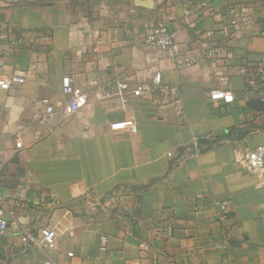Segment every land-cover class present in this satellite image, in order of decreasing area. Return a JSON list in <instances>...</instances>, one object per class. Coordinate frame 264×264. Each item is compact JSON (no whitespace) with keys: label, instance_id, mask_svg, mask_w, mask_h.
Instances as JSON below:
<instances>
[{"label":"crops","instance_id":"0c3cea01","mask_svg":"<svg viewBox=\"0 0 264 264\" xmlns=\"http://www.w3.org/2000/svg\"><path fill=\"white\" fill-rule=\"evenodd\" d=\"M72 1L0 0V68L26 78L0 88V264H264V170L236 162L264 146L250 79L264 68V0ZM159 19L179 58L144 43ZM156 71L173 93L125 109L102 99L119 80L148 87ZM65 74L89 95L78 111ZM213 89L235 100L213 101ZM43 226L55 249L23 241L22 227Z\"/></svg>","mask_w":264,"mask_h":264},{"label":"built area","instance_id":"2783aa9c","mask_svg":"<svg viewBox=\"0 0 264 264\" xmlns=\"http://www.w3.org/2000/svg\"><path fill=\"white\" fill-rule=\"evenodd\" d=\"M44 2H52V0H41ZM204 1L202 4H205ZM188 14L191 10L187 11ZM214 31H208L206 37L208 38L207 54L209 57L219 56V52L215 49L212 42ZM144 43L150 47L159 49L164 55H172L179 58L181 55L180 46L177 45L169 31L168 23L164 19H159L153 25L148 27L143 33ZM252 86L256 92L258 99L264 102V68L258 67L250 77ZM26 82V78L19 74H5L0 68V88L9 90L12 87H18ZM62 90L67 95V104L72 111H78L88 104L89 95L86 92L79 91L75 88L73 79L70 74H65L62 79ZM160 91L161 93H173L174 87L167 86L163 83V75L161 71H156L150 85L144 86L138 84L132 86L127 80L116 81L113 85L104 89L102 92V99L111 102L110 108L112 109H125L132 97H140L145 92ZM209 98L213 101H222L224 103H232L235 100L233 91L224 89H213L209 92ZM46 105L45 111L47 114L53 112V106L48 104V99L42 100ZM22 143L17 142L20 147ZM168 156L175 162L182 159V155H177L174 151H170ZM236 162L254 173H260L264 170V146L258 145L255 148L244 151L236 159ZM6 205L3 202L2 193L0 191V234L4 233L9 226L6 217ZM12 224H17L13 221ZM23 241H30L33 245L42 247L44 249H55L57 247V232L50 226H43L39 229L37 235L22 227ZM103 241L106 237L102 238Z\"/></svg>","mask_w":264,"mask_h":264},{"label":"water","instance_id":"95a60500","mask_svg":"<svg viewBox=\"0 0 264 264\" xmlns=\"http://www.w3.org/2000/svg\"><path fill=\"white\" fill-rule=\"evenodd\" d=\"M252 105H254L255 107L259 108V109H263L264 110V102L259 101V100H255L251 102ZM249 132V130H240L237 132V137L239 139L243 138L247 133Z\"/></svg>","mask_w":264,"mask_h":264},{"label":"trees","instance_id":"16d2710c","mask_svg":"<svg viewBox=\"0 0 264 264\" xmlns=\"http://www.w3.org/2000/svg\"><path fill=\"white\" fill-rule=\"evenodd\" d=\"M20 1V0H19ZM74 1V2H73ZM71 3H74L78 6L79 9H83V7H85L86 5L89 4L90 0H77L79 3L77 4V1L76 0H73Z\"/></svg>","mask_w":264,"mask_h":264}]
</instances>
